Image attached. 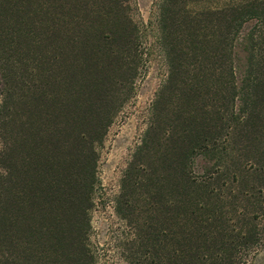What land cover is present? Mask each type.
Wrapping results in <instances>:
<instances>
[{
  "label": "trees",
  "instance_id": "obj_1",
  "mask_svg": "<svg viewBox=\"0 0 264 264\" xmlns=\"http://www.w3.org/2000/svg\"><path fill=\"white\" fill-rule=\"evenodd\" d=\"M157 5L168 74L116 201L127 263L249 264L264 242V0ZM130 8L0 0V264H99L97 148L143 57Z\"/></svg>",
  "mask_w": 264,
  "mask_h": 264
},
{
  "label": "rangeland",
  "instance_id": "obj_2",
  "mask_svg": "<svg viewBox=\"0 0 264 264\" xmlns=\"http://www.w3.org/2000/svg\"><path fill=\"white\" fill-rule=\"evenodd\" d=\"M130 13L139 29L143 55L138 73L97 148L96 180L89 210V243L97 252L99 264H128L131 227L116 213L122 182L151 121L150 110L165 83L168 69L159 45L158 0H130ZM243 26L240 36L251 29ZM239 63L243 55L238 53ZM3 87L0 79V107ZM3 127H0V173L3 166ZM249 264H264V242Z\"/></svg>",
  "mask_w": 264,
  "mask_h": 264
}]
</instances>
